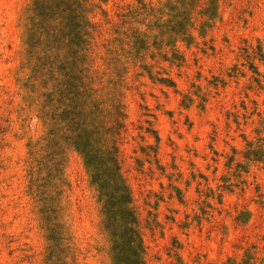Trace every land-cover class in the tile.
I'll return each instance as SVG.
<instances>
[{
	"label": "rangeland",
	"instance_id": "obj_1",
	"mask_svg": "<svg viewBox=\"0 0 264 264\" xmlns=\"http://www.w3.org/2000/svg\"><path fill=\"white\" fill-rule=\"evenodd\" d=\"M32 1L0 0V264H112L83 156L40 113L76 66L107 129L126 106L147 264H264V0H88L83 51L50 78Z\"/></svg>",
	"mask_w": 264,
	"mask_h": 264
},
{
	"label": "trees",
	"instance_id": "obj_2",
	"mask_svg": "<svg viewBox=\"0 0 264 264\" xmlns=\"http://www.w3.org/2000/svg\"><path fill=\"white\" fill-rule=\"evenodd\" d=\"M87 1H32L27 41L29 64H34L39 56L50 64L47 73L46 64L42 68L33 66L38 76L55 77L58 73L53 70L55 60L70 69L73 61L67 62L71 59L69 57L72 54L80 56L83 51L80 45L86 43L84 37L89 35L85 29L91 26L84 6ZM67 42L72 47L70 51H63L70 47ZM76 69L77 66L75 72ZM84 71L82 69L81 73ZM75 72L61 81L57 79L56 85L50 86L44 95L47 99L40 112L41 117L51 128V135L69 134L73 145L83 156L91 185L102 205L103 230L111 245L112 264H147L141 214L122 172L121 140L123 132H128L126 106L121 101L114 102L111 126L107 129L106 122L101 120L103 110L99 104L89 100L92 94L80 91L84 84H80ZM154 152L159 165L158 152L156 149Z\"/></svg>",
	"mask_w": 264,
	"mask_h": 264
}]
</instances>
